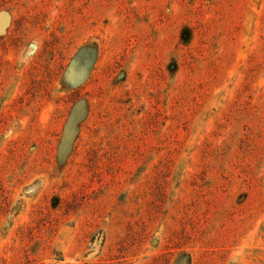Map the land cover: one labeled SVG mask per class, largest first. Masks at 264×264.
<instances>
[{
    "label": "rangeland",
    "instance_id": "rangeland-1",
    "mask_svg": "<svg viewBox=\"0 0 264 264\" xmlns=\"http://www.w3.org/2000/svg\"><path fill=\"white\" fill-rule=\"evenodd\" d=\"M0 264H264V0H0Z\"/></svg>",
    "mask_w": 264,
    "mask_h": 264
}]
</instances>
